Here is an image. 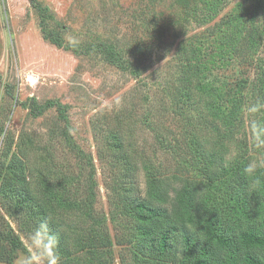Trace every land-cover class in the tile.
<instances>
[{"label":"rangeland","instance_id":"obj_1","mask_svg":"<svg viewBox=\"0 0 264 264\" xmlns=\"http://www.w3.org/2000/svg\"><path fill=\"white\" fill-rule=\"evenodd\" d=\"M224 1L213 12L205 0H35L36 5L0 0V264H16L27 251V233L42 220L18 208L23 194L48 208L51 230L70 237L60 264L83 261L94 249L101 264H144L134 246L132 215L116 185L122 181L134 187V196L144 197L145 166L173 187L200 181L203 153L223 143L231 160L251 142L247 128L234 136L217 134L204 102L187 100L178 91L184 84L181 59L193 48L216 51L215 27L238 5L246 12L254 3ZM38 7H47L48 31L68 50L44 39ZM229 50L223 45L221 53ZM239 59L233 55L211 68L209 81L219 85L253 77ZM48 101L66 106L68 123L56 107L39 116L31 112L33 105ZM253 115L246 112V124ZM111 132L123 138L134 159L132 170L129 158L128 163L118 159L108 141ZM66 133L75 149L65 141ZM158 138H165L166 146ZM249 151L253 170L264 168L263 148L250 145ZM91 176L97 188L90 212L83 199ZM55 195L71 208L59 209ZM77 237L83 240L80 247Z\"/></svg>","mask_w":264,"mask_h":264},{"label":"trees","instance_id":"obj_2","mask_svg":"<svg viewBox=\"0 0 264 264\" xmlns=\"http://www.w3.org/2000/svg\"><path fill=\"white\" fill-rule=\"evenodd\" d=\"M31 1L36 5L35 0ZM205 3L213 4L212 11L215 12L227 1L205 0ZM38 10L43 13L40 27L44 39L59 48L67 49L58 37L48 31L47 7H38ZM214 35L216 51L205 53L203 49L193 48L188 58L181 59L183 62L179 68L184 84L183 89L178 91L187 100L193 98L194 101L197 98L204 102L212 128L217 134L234 136L247 128L253 136L251 142L241 147L231 160L226 159L223 143H218L212 153H203L206 166L198 169L202 176L200 181L183 180L177 187H173L154 174V167L145 166L147 175L144 197L134 196V187L123 185L122 181L116 185L115 190L123 193V206L132 215L135 226L134 246L144 264V258L159 264H264V168L246 171L251 165L250 145L257 146L252 121L264 126V109L253 115L248 124L245 121L247 107L257 101L264 102V0H254L252 10L246 12L238 5L235 11L215 27ZM223 45L230 47L225 54L221 53ZM71 51L78 54L76 49ZM232 54L234 58H240L241 64L252 68L250 71L253 77L247 74L235 82L219 85L209 81L210 69L227 62ZM180 55L183 57L184 53ZM216 56L219 57V64L215 60ZM117 61L114 58V63ZM131 72L133 76H138ZM53 107L58 109L61 119L68 123L66 106L57 101L33 105L31 112L39 116ZM260 135L264 139V133ZM158 139L161 145L166 146L165 138ZM65 141L72 149L76 148L67 133ZM108 141L117 151L118 159L128 163L129 158L128 170L135 168L134 159L125 148L123 138L111 132ZM197 148L202 147L197 144ZM257 148H263L264 151V146ZM79 155L84 157L81 151ZM89 164H92L91 159ZM9 171L12 175L11 166ZM130 176L122 178L129 179ZM92 178L89 180L87 196L83 199L85 209L90 212L97 188ZM53 200L59 209L71 208L60 196L55 195ZM32 201L35 199L23 194L17 206L21 210H31L35 218H46L48 208ZM52 232L58 236L60 253H64L70 237H61L56 227L52 228ZM9 241L13 247L20 248L17 241ZM74 242L80 247L83 240L77 237ZM85 247L90 249L83 244L82 248ZM96 250L87 251L91 256L83 261L77 259L75 264H101ZM137 253L136 258L139 260Z\"/></svg>","mask_w":264,"mask_h":264},{"label":"clouds","instance_id":"obj_3","mask_svg":"<svg viewBox=\"0 0 264 264\" xmlns=\"http://www.w3.org/2000/svg\"><path fill=\"white\" fill-rule=\"evenodd\" d=\"M264 109V102L257 101L247 107L249 114H256ZM252 129L255 134L257 146H264V126L252 121ZM255 164L250 165L246 171L252 172ZM26 253L21 254L16 260V264H60L61 255L59 251V239L50 228V218H44L33 229L27 233Z\"/></svg>","mask_w":264,"mask_h":264}]
</instances>
